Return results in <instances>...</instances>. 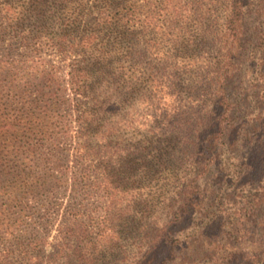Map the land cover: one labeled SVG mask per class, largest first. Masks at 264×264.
Returning <instances> with one entry per match:
<instances>
[{
  "label": "trees",
  "instance_id": "16d2710c",
  "mask_svg": "<svg viewBox=\"0 0 264 264\" xmlns=\"http://www.w3.org/2000/svg\"><path fill=\"white\" fill-rule=\"evenodd\" d=\"M142 1L0 0V76L7 72L10 65L7 57L16 48L35 54L44 47L50 52H56L60 62L71 60L66 86L60 87L59 104L67 108L63 129L55 137L44 132L40 141L41 146L58 151L61 150L58 148L59 144L69 143L70 154L63 153L57 158V161L65 162L66 168L59 171L55 181L60 189H68L72 195L82 197V200L63 207L56 220L53 242L48 241L46 234L38 235L34 230H30L32 233L28 234L25 242H19L13 249L1 246L0 242V264H157L155 250L166 241L171 246L173 255L179 245L177 239L172 240V235L176 233V223L190 208L201 209L205 204L204 196L193 197L192 194L182 193L168 198L159 196L168 203L165 206V219L159 222L152 211L156 197L152 192L155 184H147L146 181L148 178L155 179L151 175L158 169L170 171L167 165L161 169L166 160H179L186 155L198 163L200 158H205L207 163L217 165L220 162L217 152L221 144L219 141L224 134L229 138V147L242 150L244 154L243 162L239 164L241 169L234 173L235 180L232 181L231 176L222 175L218 182L226 180L233 185L232 200L241 206L234 211V216L238 217L242 227L239 231L251 232V220L264 207V109L257 106L260 104L258 99L261 98L264 104V29L260 31L258 50L252 58L253 67L250 68L251 84L256 88L254 93L257 112H248L247 115L244 113L234 127L229 125L227 129L219 128L210 133L198 127L188 130L181 124L178 129H185L183 133L176 129L167 130L156 143L151 142L156 140V136L150 137V140L141 136L136 141V157L140 158L129 160L136 167L133 176L130 175L131 181H125L126 176H121L123 169L129 166L128 160L126 161L128 155L123 154L121 149L118 123L102 125L99 122L116 119L122 109L119 98L122 99L121 95H129L134 89L131 80H123L131 77L125 64L132 61L133 53L98 49L97 44L104 36H113L116 42L126 36H133L135 25L138 24L143 30L142 38L152 49L143 54L158 61L180 59L181 63L172 64V67L181 69L199 89L204 86L211 90L209 95L212 104L218 105L226 101L224 88L233 76L234 69L229 62L231 48L221 52L222 40H231L230 45L235 38L242 36V19L238 15L242 13L243 7H251L256 14L263 13L264 16V0H209L212 7L217 4L224 6L226 16L220 19L221 25L218 28L208 24L197 25L199 34L189 40L190 46L202 45L208 50L199 56H187V53L192 55L195 49L191 50L189 47L187 52L177 49L154 56L153 47L157 45V41L152 29L156 17L162 12L160 5L165 10L169 7V1ZM212 16L211 12L206 19L215 22V16L213 19ZM90 18L95 22L92 33L79 31L82 21L87 22ZM220 20L217 19L215 23L218 24ZM6 41L9 43L7 48ZM51 77L52 75L47 77L45 74L43 79L50 81ZM102 81L111 82L109 91L112 94L105 90L98 95L94 93L95 84ZM259 92L261 98L258 97ZM143 95L142 92L141 101L144 100ZM244 106L246 108L245 101ZM0 111H3L1 104ZM16 119L22 122L23 117L16 115L11 118L0 112V167L6 156H17L16 148L8 137L12 121ZM207 121L214 125L210 116ZM72 124L75 125L74 128L71 127ZM175 132L181 136H174ZM231 134L234 136L231 137ZM151 144L159 147L154 155L147 152ZM36 151L37 147L34 148V153ZM21 153L20 150L19 155ZM69 161L73 163L71 166ZM144 161L142 167L145 169L140 168L136 175V165ZM214 169L215 176L222 174L219 167ZM171 176L175 175L171 173ZM122 184L127 185L126 190ZM12 195L9 191L0 190V198L20 203L21 198ZM7 217L8 214H5L0 218L6 223L0 224L2 235L12 234L9 231H13L12 226L8 225ZM222 218L223 216L220 217ZM17 221L19 222L18 218ZM53 221L48 223L52 224ZM28 232L29 230H22L24 234ZM0 239L2 240L1 235ZM194 242L195 248L197 240ZM246 263L264 264V258H254Z\"/></svg>",
  "mask_w": 264,
  "mask_h": 264
},
{
  "label": "rangeland",
  "instance_id": "374dc122",
  "mask_svg": "<svg viewBox=\"0 0 264 264\" xmlns=\"http://www.w3.org/2000/svg\"><path fill=\"white\" fill-rule=\"evenodd\" d=\"M166 1H169V7L164 10L160 5L162 12L156 17L152 29L153 37L157 41V45L153 47L154 56L177 49L187 52L188 47L191 50L195 49L192 55L187 53V56L194 54L199 56L203 51H208L202 45L195 44L197 48L190 46L189 40L199 34L198 24L220 27V19L226 16V8L215 3L216 6L212 7L209 0ZM209 9H212V19L215 16V22L217 19L220 20L218 24L206 19L211 14ZM258 14L251 7H243L242 13L238 15L242 19V36L235 38L230 45L231 40L226 41L225 38L222 40L221 52L224 53L231 48L229 62L230 67L234 69L233 76L224 88L226 101L218 105L212 104L209 95L211 90H207L204 86L199 89L195 82L188 80V76L183 74L181 69L172 67V64L181 63L180 59L158 61L143 54L152 49L142 38L143 30L138 24L135 25L133 36H126L118 42L113 36H104L99 41L98 49L133 53L132 61L125 64L131 77L123 80H131L134 89L129 95H121L122 99L119 98L122 109L116 119L99 122L102 125L116 122L120 127L121 149L123 154L128 155L126 161L128 160L129 167L126 166L121 173L122 177L126 176L125 181L129 180L130 175L133 176L136 168L129 160L140 158L136 157V141L141 136L147 140L156 136V140L151 141L156 143L161 134L167 130L176 129L183 133L185 129H178L181 124L188 130L198 127L210 133L219 128L227 129L229 125L234 127L244 113L247 115L248 112H257L258 107L264 109L260 92L258 95L261 98L258 99L260 104L258 103V107L255 106L256 88L252 87L250 78V68L254 63L252 58L258 50L260 31L264 29L263 13ZM94 26L95 22L90 18L87 22L82 21L79 31L92 33ZM7 45L9 43L6 41L5 48ZM7 58L10 65L7 67V72L0 76V104L3 108L0 112L10 115L11 118L16 115L23 117L22 122L17 119L12 121L13 126L8 134L13 142H11L12 146L16 148L17 156H6L0 167V190L9 191L12 196L21 198L20 203L17 200L6 201L0 198V218L8 214V225L13 229L9 231L12 234L4 235L0 230L1 246H10L13 249L19 242H25L28 234L32 233L30 230H34L38 235L46 234L48 241L53 242L56 220L63 207L82 200V197L72 195L68 189H60L55 181L59 171L66 168L65 162L57 161V158L63 153L70 154L69 143L59 144L58 148L61 150L58 151L41 146L42 141H40L44 132L47 131L49 135L55 137L63 129L67 108L59 104L60 87L66 86L71 60L60 62L56 52H50L44 47L35 54L19 48L12 49ZM45 74L47 77L52 75L50 81L43 79ZM110 83L98 82L95 84L94 93L98 95L105 90L109 92L108 94H112L113 92L109 91ZM122 90L125 92L124 88ZM142 92L143 101L140 98ZM244 101L246 108L243 107ZM177 114L179 116H174ZM209 116L213 120V126L207 121ZM71 127L74 128L75 125L72 124ZM173 135L181 136L177 132ZM232 136L234 135L231 134ZM219 142L221 144L217 152L220 162L217 165L207 163L205 158H200L198 163L186 155L179 160H166L161 169L167 165L170 171L158 169L151 175L155 179H147V184H155L152 192L156 197L152 211L155 214L154 218L159 219V222L160 220L163 222L167 210L165 206L168 203L163 201L164 197L168 198L178 193L192 194L193 197L199 195L204 196L205 203L199 210L190 208L188 212L186 211L183 218L175 225V235L172 233V240H178L177 249L172 255L169 243L162 242L155 250V263L164 261L165 264H247V261L251 262L254 258H264V225H262L264 207L260 208L257 216L251 220V232L242 233L239 231L242 229L240 220L234 216V211L241 206L236 205L232 200L233 185L226 180L218 182L219 176L222 175L231 176L232 181L235 180L234 173L241 169L239 164L243 162L244 151L242 153V150L229 147V138L226 134ZM36 143L38 144L33 147L32 145ZM36 147L37 151L34 153ZM158 148L156 144H151L147 152H150L149 155H154ZM20 150L22 153L19 155ZM132 162L136 163L134 160ZM72 164V161H69V165ZM144 164L145 161L136 165V175L140 168L145 169L142 167ZM214 167L222 169V174L215 176ZM171 173L175 176H171ZM121 186L124 190L127 189V185ZM16 218L19 222H16ZM49 221L53 223L49 224ZM1 223L5 222L0 220ZM22 230L29 232L24 234ZM19 235L21 237H18ZM196 240L197 246L194 248Z\"/></svg>",
  "mask_w": 264,
  "mask_h": 264
}]
</instances>
